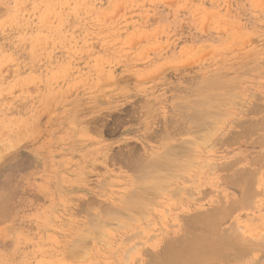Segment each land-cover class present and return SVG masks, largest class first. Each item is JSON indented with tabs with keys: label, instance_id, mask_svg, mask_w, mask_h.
Here are the masks:
<instances>
[{
	"label": "rangeland",
	"instance_id": "obj_1",
	"mask_svg": "<svg viewBox=\"0 0 264 264\" xmlns=\"http://www.w3.org/2000/svg\"><path fill=\"white\" fill-rule=\"evenodd\" d=\"M172 263L264 264V0H0V264Z\"/></svg>",
	"mask_w": 264,
	"mask_h": 264
},
{
	"label": "bare ground",
	"instance_id": "obj_2",
	"mask_svg": "<svg viewBox=\"0 0 264 264\" xmlns=\"http://www.w3.org/2000/svg\"><path fill=\"white\" fill-rule=\"evenodd\" d=\"M129 59H130V57H129ZM138 73H139V72H138ZM108 83H109V82H108ZM98 85H99V84H98ZM127 88H128V87H127ZM111 89H112V88H111ZM131 103H132V102H131ZM134 104H135V103H134ZM184 109H185V108H184ZM174 114H175V112H174ZM216 114H217V113H216ZM224 115H226V114H224ZM188 116H189V114H188ZM188 116H187V117H188ZM193 116H195V115H193ZM196 116H197V115H196ZM182 117H183V116H182ZM184 117H186V116H184ZM198 117H200V116H198ZM202 117H203V116H202ZM202 117H201V118H202ZM188 118H191V117H188ZM195 118H196V117H195ZM195 118H194V119H195ZM98 119H99V118H98ZM192 119H193V117H192ZM197 119H198V118H197ZM202 119H203V118H202ZM202 119H201V120H202ZM167 120H168V119H167ZM184 120H185V119H184ZM184 120H183V122L185 123ZM188 120H189V119H188ZM118 121H119V120H118ZM171 121H172L171 124H174V123H175V122L173 123V121H175V120H171ZM178 121H179V120H178ZM178 121H177V122H178ZM190 121H191V119H190ZM192 121H193V120H192ZM195 121H196V120H195ZM198 121H200V119H198ZM235 121H236V120H235ZM103 122H104V120H103ZM188 122H189V121H188ZM167 123H168V122H167ZM90 124H91V122H90ZM90 124H89V125H90ZM98 124H99V123H98ZM177 124H178V123H177ZM177 124H176V125H177ZM179 124H180V123H179ZM181 124H182V123H181ZM190 124H191V123H190ZM231 124H232V123H231ZM236 124H237V123H236ZM239 124H240V123H239ZM99 125H100V124H99ZM160 125H161V124H160ZM185 125H186V124H185ZM174 126H175V125H174ZM183 126H184V125H183ZM101 127H103V126H101ZM167 127H171V126H167ZM178 127H179V125H178ZM180 127H181V125H180ZM180 127L177 128V129L184 128L185 126H184V127H181V128H180ZM192 127H193V126H192ZM195 127H196V126H195ZM92 128H94V127H92ZM172 128H173V127H172ZM96 129H97V128H96ZM177 129H176L175 131H178ZM181 130H182V129H181ZM181 130H180V131H181ZM95 131H96V130H95ZM160 131H162V130L160 129ZM171 132H172V130H171ZM171 132H170V133H171ZM95 133H96V132H95ZM162 133H163V132H162ZM175 133H176V132H175ZM175 133H174V134H175ZM184 133H186V132H184ZM235 133H236V132H235ZM179 134H180V133H179ZM182 134H183V132H182ZM177 135H178V134H177ZM191 135H193V134H191ZM219 135H220V134H219ZM237 135H238V134H237ZM155 136H156V135H155ZM201 136H202V135H201ZM221 136H222V135H221ZM227 136H228V135H227ZM158 137H159V136H158ZM222 140H223V139H222ZM226 144H227V143H226ZM226 144H225V145H226ZM2 147H3V146H2ZM129 148H130V147H129ZM206 148H207V147H206ZM124 149H125V148H124ZM127 149H128V148H127ZM132 149H133V148H132ZM125 150H126V149H125ZM120 151H121V150H120ZM127 152H128V151H127ZM135 153H136V152H135ZM122 154H123V153H122ZM122 154H121V155H122ZM124 154H125V153H124ZM131 154H132V153H131ZM118 155H119V154H118ZM118 155H117V157H118ZM134 155H135V154H134ZM138 155H139V154H138ZM125 157H126V155H125ZM138 157H139V156H138ZM128 158H129V157H128ZM121 159H122V158H121ZM117 160H118V159H117ZM118 161H119V160H118ZM111 162H113V161H111ZM122 162H123V161H122ZM127 163H128V162H127ZM131 163H132V162H131ZM120 164H121V163H120ZM123 164H124V163H123ZM129 164H130V163H129ZM135 165H136V164H135ZM138 165H139V164H138ZM133 166H134V165H133ZM140 166H141V164L139 165V167H140ZM123 167H124V166H123ZM215 167H217V166H215ZM222 167H223V166H222ZM222 167H221V169H222ZM230 167H231V166H230ZM230 167H229V168H230ZM126 168H127V167H126ZM131 168H132V167H131ZM131 168H130V169H131ZM145 168H146V167H145ZM219 168H220V167H219ZM130 169H129V170H130ZM138 169H139V168H138ZM138 169H137V170H138ZM142 169H143V167H142ZM225 169H226V168H225ZM225 169H224V170H225ZM129 170H128V171H129ZM132 170H133V169H132ZM228 171H229V170H228ZM135 173H136V172H135ZM137 178H138V177H137ZM202 215H203V214H202ZM200 216H201V214H200ZM207 216H208V215H207ZM200 219H201V218H200ZM203 219H204V218H203ZM129 220H130V219H129ZM196 220H197V219H196ZM196 220H195V221H196ZM192 222H193V221H192ZM196 222H198V221H196ZM203 222H204V221H203ZM202 226H203V225H202ZM222 229H223V228H222ZM231 230H232V229H231ZM221 237H222V236H221ZM229 243H230V242H229ZM172 244H173V243H172ZM185 244H187V243H185ZM230 244H231V243H230ZM234 246H235V245H234ZM235 247H236V246H235ZM180 250H182V249H180ZM185 250H187V249H185ZM183 251H184V249H183ZM181 253H183V252H181ZM185 253H186V251H185ZM178 255H180V254H178ZM184 255H185V254H184ZM181 257H182V254H181ZM176 259H178V258H176ZM177 261H178V260H177ZM172 264H174V263H172Z\"/></svg>",
	"mask_w": 264,
	"mask_h": 264
}]
</instances>
